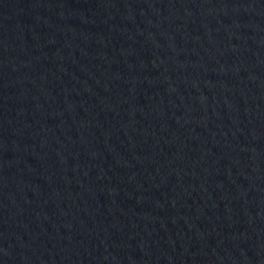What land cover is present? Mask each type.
<instances>
[{"label": "water", "instance_id": "95a60500", "mask_svg": "<svg viewBox=\"0 0 264 264\" xmlns=\"http://www.w3.org/2000/svg\"><path fill=\"white\" fill-rule=\"evenodd\" d=\"M0 264H264V0H0Z\"/></svg>", "mask_w": 264, "mask_h": 264}]
</instances>
